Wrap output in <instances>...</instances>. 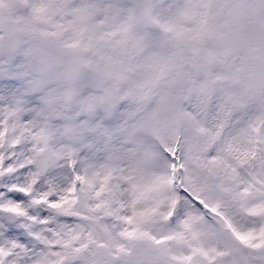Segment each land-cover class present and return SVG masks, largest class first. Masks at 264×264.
<instances>
[{
  "label": "snow or ice",
  "instance_id": "snow-or-ice-1",
  "mask_svg": "<svg viewBox=\"0 0 264 264\" xmlns=\"http://www.w3.org/2000/svg\"><path fill=\"white\" fill-rule=\"evenodd\" d=\"M0 264H264V0H0Z\"/></svg>",
  "mask_w": 264,
  "mask_h": 264
}]
</instances>
